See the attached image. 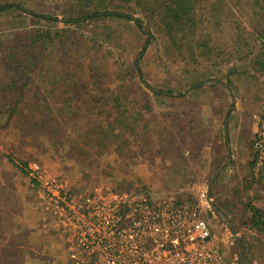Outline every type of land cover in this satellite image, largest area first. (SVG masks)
I'll return each mask as SVG.
<instances>
[{"label": "rangeland", "instance_id": "374dc122", "mask_svg": "<svg viewBox=\"0 0 264 264\" xmlns=\"http://www.w3.org/2000/svg\"><path fill=\"white\" fill-rule=\"evenodd\" d=\"M255 1L200 2L214 53L199 64L181 60L139 7L125 11L150 36L129 19L65 24L72 0H27L52 22L0 14V264H73L54 195L100 187L188 202L206 191L201 213L226 259L264 264V0ZM49 30L68 42L46 49L38 34Z\"/></svg>", "mask_w": 264, "mask_h": 264}, {"label": "built area", "instance_id": "2783aa9c", "mask_svg": "<svg viewBox=\"0 0 264 264\" xmlns=\"http://www.w3.org/2000/svg\"><path fill=\"white\" fill-rule=\"evenodd\" d=\"M54 196L73 264H238L202 216L206 191L190 202L108 187Z\"/></svg>", "mask_w": 264, "mask_h": 264}, {"label": "trees", "instance_id": "16d2710c", "mask_svg": "<svg viewBox=\"0 0 264 264\" xmlns=\"http://www.w3.org/2000/svg\"><path fill=\"white\" fill-rule=\"evenodd\" d=\"M75 5V11L77 14H73L70 17L63 19L65 24H82L89 21L98 19H129L134 20V24L143 33H147L150 36V31L143 25V22L139 18L132 17L130 13L125 10L139 7L142 14L147 17H158L160 30L164 31L165 36L168 37L170 44L177 55H180L181 60L186 61L187 64H199V58L205 57L209 60L214 53L211 45L213 39L209 35H204L201 26L204 21L199 17L198 7L202 0H72ZM222 2V0H219ZM27 0H0V14L9 11H18L30 16H34L40 20H47L49 22L56 21L58 18L49 15H43L30 11L25 3ZM260 4L259 0L255 1L256 4ZM135 4V5H134ZM211 10H220L217 4L210 5ZM264 8V7H263ZM217 24H220L217 21ZM63 31H67L63 29ZM61 31V32H63ZM206 36V37H204ZM44 40L46 49H50L53 46L55 40L62 45H65L68 40L63 41V35L60 32L44 31L38 34V38ZM73 38V37H70ZM150 37L146 41L144 49H147ZM32 44L36 45L37 38L31 39ZM214 48V47H213ZM31 61L33 57L29 58ZM261 66L264 70V59L261 61ZM135 69L140 77V80L146 84L143 71L139 62L136 61ZM32 69L33 64L29 65ZM199 87V85H195ZM169 93H172L169 91ZM22 94V93H21ZM23 95V94H22ZM102 139H105L104 137ZM12 161V160H11ZM13 162V161H12ZM25 173L23 168H20ZM254 209V207L252 208ZM258 212V211H257Z\"/></svg>", "mask_w": 264, "mask_h": 264}, {"label": "crops", "instance_id": "0c3cea01", "mask_svg": "<svg viewBox=\"0 0 264 264\" xmlns=\"http://www.w3.org/2000/svg\"><path fill=\"white\" fill-rule=\"evenodd\" d=\"M162 176V175H161ZM161 178V177H160ZM178 179L180 178V177H177Z\"/></svg>", "mask_w": 264, "mask_h": 264}]
</instances>
